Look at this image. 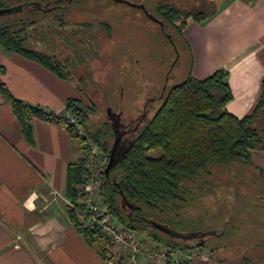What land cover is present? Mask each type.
Wrapping results in <instances>:
<instances>
[{"label": "trees", "instance_id": "obj_1", "mask_svg": "<svg viewBox=\"0 0 264 264\" xmlns=\"http://www.w3.org/2000/svg\"><path fill=\"white\" fill-rule=\"evenodd\" d=\"M60 2L55 0L50 8L61 7ZM49 3L0 0V9L18 7L2 14L16 16L0 25V50L7 54H20L58 77L66 78L61 65L63 59H55L47 49L36 48L26 33L27 27L39 19V10H49ZM162 6L158 3L155 10L160 12L166 23H174L180 18L181 13L175 7L169 5L162 9ZM213 6L209 12L197 11L187 16L200 22L215 11ZM103 25L110 32L109 26ZM227 78L228 71L225 68H218L201 79L188 72L183 80L167 89L158 108L142 125H139L138 120L127 121L130 125L127 131L122 130L124 120L118 117L117 112H112V121L107 117V121L101 125L90 127L87 109L73 98L66 99L63 112H54L42 105L14 97L2 81L0 94L10 104L27 140H30L29 120L34 117L59 124L71 136L79 139L82 156L66 167L65 196L69 200L78 199L84 187L82 164L84 152L88 148L76 131L77 124L100 148L106 162L117 138L115 165L108 176L103 172L106 162L101 170V197L107 212L125 227L148 231L154 243L185 249L204 246L201 235L213 230H206L202 221L192 220L185 224L180 211L210 193L217 184L215 180L234 169L235 176L226 178L228 183H232L249 167L253 168L252 153L264 152V77L261 95L253 110L241 118L226 108V103L232 99ZM66 113L76 123H71ZM256 169L257 175L252 172L250 176L253 181L260 178L262 191L257 195L260 200L254 208H264V174L261 169ZM66 212L84 239L96 246L104 259L112 258V252L99 229L85 228L80 222L81 206L69 208ZM155 223L163 225L169 232L161 231ZM195 238H198V243L191 245L189 242ZM116 262L123 264V259L117 256ZM165 264L185 263L168 257Z\"/></svg>", "mask_w": 264, "mask_h": 264}, {"label": "rangeland", "instance_id": "obj_2", "mask_svg": "<svg viewBox=\"0 0 264 264\" xmlns=\"http://www.w3.org/2000/svg\"><path fill=\"white\" fill-rule=\"evenodd\" d=\"M37 1L50 2L49 10H39V19L26 33L36 48L63 59L62 79L76 88L77 97L70 98L85 106L90 127L107 121V108L120 110L124 121L137 120L146 111L139 125L149 119L167 89L188 74L190 52L182 37L191 19L187 14L209 12L215 6V0H56L61 7L51 9L55 0ZM158 3L162 9L175 7L180 18L166 23L155 10ZM15 16L0 15V25ZM262 163L264 152L252 153L254 169L249 167L232 183L226 178L235 176L234 169L219 176L210 193L180 211L185 224L202 221L206 230L221 234H209L202 246L207 256L197 258V264H264V208H254L262 181L250 176L257 175L256 168L264 174ZM55 195L66 209L79 205L80 197L72 201ZM137 232L140 239L152 240L148 231ZM189 243L196 245L198 238Z\"/></svg>", "mask_w": 264, "mask_h": 264}, {"label": "crops", "instance_id": "obj_3", "mask_svg": "<svg viewBox=\"0 0 264 264\" xmlns=\"http://www.w3.org/2000/svg\"><path fill=\"white\" fill-rule=\"evenodd\" d=\"M204 20H187L182 37L188 72L204 78L228 71L227 110L241 118L261 95L264 77V0H215ZM0 81L12 95L54 112L76 88L39 63L0 50ZM30 140L0 94V264H117L104 259L69 218L57 197L65 195L66 167L82 156L80 141L59 124L31 118ZM261 167L264 169V164ZM143 264H165L141 255Z\"/></svg>", "mask_w": 264, "mask_h": 264}, {"label": "built area", "instance_id": "obj_4", "mask_svg": "<svg viewBox=\"0 0 264 264\" xmlns=\"http://www.w3.org/2000/svg\"><path fill=\"white\" fill-rule=\"evenodd\" d=\"M71 123L75 119L68 113L65 114ZM77 133L83 137L87 146L83 157L82 179L84 187L79 199L81 206L80 222L88 229L98 228L107 242L109 250L123 259V264H143L141 255H147L155 260H164L168 257L176 262L197 264V258H205L206 249L203 247L172 248L152 240L140 239L136 230L120 224L115 217L107 212L101 197V170L105 158L100 148L77 124ZM148 242V243H147Z\"/></svg>", "mask_w": 264, "mask_h": 264}, {"label": "water", "instance_id": "obj_5", "mask_svg": "<svg viewBox=\"0 0 264 264\" xmlns=\"http://www.w3.org/2000/svg\"><path fill=\"white\" fill-rule=\"evenodd\" d=\"M123 1H125V0H123ZM16 8H18V7L14 6V7L2 8V9H0V15H2L4 13H9L10 11H12V9L15 10ZM117 140L118 139L116 138L114 144L112 145V147H111V149L109 150V153H108L107 163H106V165L104 167V170H103V172H104V174L106 176H108V173H109L110 169L115 165V162H116V159H115L114 155H115V147H116V144H117ZM155 226L158 229H161L163 231L169 232V230L167 228H165L161 224L155 223Z\"/></svg>", "mask_w": 264, "mask_h": 264}, {"label": "flooded vegetation", "instance_id": "obj_6", "mask_svg": "<svg viewBox=\"0 0 264 264\" xmlns=\"http://www.w3.org/2000/svg\"><path fill=\"white\" fill-rule=\"evenodd\" d=\"M112 112H114V113L117 112V113H118V117H119L121 120H123L122 117H121V116H122V112H121L120 110H115V111L111 110V111H110V108H107L106 114H107V117L109 118L110 121L113 120V116H114V114H112ZM145 116H146V111H145V112L143 111V113L141 112V113H139L138 116H136V119H137V120H140V119L142 120L143 118H145ZM132 120H135V119H131V121H132ZM128 121H130V120H128ZM123 122H124V125H122V130H123V131H127V129L130 127V125L127 124V123H128L127 121H123ZM126 122H127V123H126ZM126 124H127V125H126ZM124 133H125V132H124ZM105 162H106V160H105ZM106 163H107V162H106ZM161 231H163V230H161ZM207 234H208V235H207ZM209 234H212L213 236H216V235L219 236V235H221L220 233H218V232H216V231H211V232L208 231L207 233L204 232L203 235H201V237L205 235V236L203 237L204 242L207 241L206 238L209 236ZM208 238H209V237H208Z\"/></svg>", "mask_w": 264, "mask_h": 264}]
</instances>
